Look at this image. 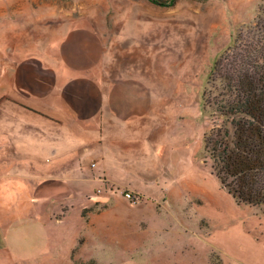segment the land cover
<instances>
[{
    "label": "rangeland",
    "instance_id": "1",
    "mask_svg": "<svg viewBox=\"0 0 264 264\" xmlns=\"http://www.w3.org/2000/svg\"><path fill=\"white\" fill-rule=\"evenodd\" d=\"M70 30L90 75L143 108L89 142L55 119L43 137L7 77ZM263 39L264 0H0V264H264V204L213 174L204 96L236 43Z\"/></svg>",
    "mask_w": 264,
    "mask_h": 264
},
{
    "label": "trees",
    "instance_id": "2",
    "mask_svg": "<svg viewBox=\"0 0 264 264\" xmlns=\"http://www.w3.org/2000/svg\"><path fill=\"white\" fill-rule=\"evenodd\" d=\"M236 47L238 52L218 63L209 79L211 89L223 91L212 101L211 90L204 94L222 120L205 137V151L221 187L238 204L259 206L264 204V39L243 40ZM1 152L2 158L10 156Z\"/></svg>",
    "mask_w": 264,
    "mask_h": 264
},
{
    "label": "crops",
    "instance_id": "3",
    "mask_svg": "<svg viewBox=\"0 0 264 264\" xmlns=\"http://www.w3.org/2000/svg\"><path fill=\"white\" fill-rule=\"evenodd\" d=\"M75 32H68V37L60 42L55 50L59 52L54 56L46 52L42 57H27L14 63L7 77L11 80L13 94L19 92L25 105L39 112L33 124L38 129V125L45 128L41 129L43 137L49 138L47 128L50 129L55 119L63 128H68L65 121L69 126H78L80 130L72 133L82 135L83 141L89 142L87 136H99L100 139L104 127L115 128L118 119H130L143 112V108L139 103L129 105L122 102L125 92L118 80L106 82L103 75L100 79L90 75L96 72V65L101 61L97 58L92 61L85 54H71L82 52V47L74 46L69 37ZM101 73L104 74L102 68ZM47 141L44 138V142Z\"/></svg>",
    "mask_w": 264,
    "mask_h": 264
},
{
    "label": "built area",
    "instance_id": "4",
    "mask_svg": "<svg viewBox=\"0 0 264 264\" xmlns=\"http://www.w3.org/2000/svg\"><path fill=\"white\" fill-rule=\"evenodd\" d=\"M129 197H131V196L129 195Z\"/></svg>",
    "mask_w": 264,
    "mask_h": 264
}]
</instances>
